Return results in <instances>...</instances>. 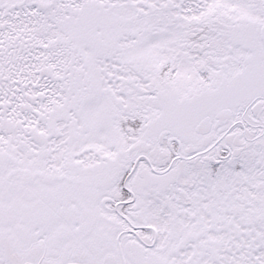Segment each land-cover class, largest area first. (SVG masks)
I'll list each match as a JSON object with an SVG mask.
<instances>
[{
    "label": "snow or ice",
    "instance_id": "obj_1",
    "mask_svg": "<svg viewBox=\"0 0 264 264\" xmlns=\"http://www.w3.org/2000/svg\"><path fill=\"white\" fill-rule=\"evenodd\" d=\"M0 264H264V0H0Z\"/></svg>",
    "mask_w": 264,
    "mask_h": 264
}]
</instances>
